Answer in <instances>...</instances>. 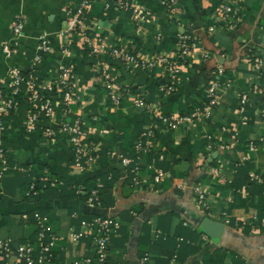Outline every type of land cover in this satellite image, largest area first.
Returning a JSON list of instances; mask_svg holds the SVG:
<instances>
[{
    "label": "crops",
    "instance_id": "1",
    "mask_svg": "<svg viewBox=\"0 0 264 264\" xmlns=\"http://www.w3.org/2000/svg\"><path fill=\"white\" fill-rule=\"evenodd\" d=\"M105 1L91 2L87 20L93 35L106 43L150 58L172 54L176 33L186 29L209 56L187 64L175 88L162 91L160 87L171 83L162 67L129 69L107 53L93 56L76 40H68L67 51H62L68 10L79 0H0V78L10 81L14 67L22 73L43 69L46 75L40 77L48 80L56 76L59 62L72 66L79 98L68 114L58 96L51 97L52 103L62 120L82 118L92 150L100 153L89 169L78 171L58 119L42 121L32 134L24 132L30 105L22 101L6 119V163L0 160V240L10 239L15 246L32 244L37 251L33 212L38 211L57 236L54 258L45 264L94 259L92 235L79 241L70 237L71 228L79 227L73 217L78 212L119 220L120 230L110 242V264H201L212 258L216 264H264V185L248 183L251 171L264 177V142L255 151L248 147L264 136V0H238V14L227 21L221 20L220 10L230 0H167L171 6L162 0H135L143 9L142 18L117 6L106 9ZM20 17L25 23L19 47L7 55L4 45L12 40L13 23ZM42 35L53 50L35 63ZM256 55L263 59L260 68L254 64ZM219 67L224 73L219 77L218 101L200 120L174 130L161 123L154 126L149 111L134 103V96L144 92L150 107L160 114L191 113L206 103V90L218 77ZM106 74L129 92L117 104L105 86ZM245 92L249 100L241 113ZM45 125L53 129V138L43 135ZM139 137L150 148L139 154L144 185H135L120 161L131 155ZM216 166L219 175L212 172ZM157 169L165 171L159 183L154 182ZM46 170L79 183L103 174L108 176L107 186L93 204L53 189L31 197L27 194L31 180ZM196 186L206 191L207 208L198 204ZM180 237L188 242L181 248L175 241ZM10 264L28 263L12 255Z\"/></svg>",
    "mask_w": 264,
    "mask_h": 264
},
{
    "label": "built area",
    "instance_id": "2",
    "mask_svg": "<svg viewBox=\"0 0 264 264\" xmlns=\"http://www.w3.org/2000/svg\"><path fill=\"white\" fill-rule=\"evenodd\" d=\"M94 0H79L76 7L68 10V18L66 27L62 29V34L67 38L64 43L62 51H67L68 42L76 40L86 47L93 56L107 53L113 58L124 63L129 69L143 68L151 70L156 67H162L168 74L171 83L160 87L162 91L173 90L174 84L178 82L179 77L185 71L186 64L195 61L196 59H205L209 53L203 51L199 39L190 31L184 29L176 33V48L172 54H159L153 57H144L138 55L133 49L123 47L119 44L110 45L106 43L101 37L93 35L92 28L87 20L88 9L91 2ZM238 0H230L229 3L224 4L220 10V17L222 21H227L228 18L235 17L238 14L236 2ZM162 4L171 6L170 1L162 0ZM119 7L121 9L129 10L135 17H144L142 7L135 2V0H106L105 8ZM24 20L20 17L13 23L12 40L4 45V51L7 55H11L19 47V37L22 35ZM69 40V41H68ZM53 45L46 39L44 35L40 37L37 45V53L34 55V62L40 63L43 61L44 55L52 52ZM263 59L260 55L254 57V64L256 68L262 66ZM224 73V68L219 67L218 77L214 79L206 90V103L203 107H198L188 114H160L148 104L144 92H140L134 96V103L138 107L146 108L152 115L154 126L163 124L169 129H177L187 123L200 120L203 112L206 109L216 105L218 101V89L221 85L219 77ZM10 81H5L0 78V160L6 163V147L4 145V136L7 128V118L14 113L22 101H27L30 105L29 115L24 124V132L32 134L40 128L42 121L57 120L58 110L52 103V99L47 93H55L54 96L59 97L63 105V111L68 114L71 111V103L79 98L76 94V75L74 68L65 62H59L57 65V74L54 78L48 80L42 79L34 71L28 75H24L17 68L10 69ZM104 83L110 95V99L114 103H119L120 97L129 92L114 81L108 74L104 76ZM249 100V93L245 92L240 98V111L245 113L247 103ZM61 128L67 133V141L73 152V166L78 171H85L91 167L100 158V153L92 150V142L89 140V133L83 125V120L80 116L72 119H61ZM43 135L48 138L54 137V131L50 125H45L41 128ZM260 142H264V136L253 139L248 143V147L255 151L258 149ZM137 156L123 155L120 161L127 167L128 173L132 177L135 185H144L140 177L141 162L139 158L140 153L149 151V146L145 143L142 137H139L134 145ZM113 154V153H112ZM160 158L163 156L159 155ZM212 172L219 175V167H212ZM165 176L163 169H157L154 175V182L159 183ZM250 179L253 182L264 185V177L257 171H251ZM40 180L45 181V187H59L64 185V179L46 173L40 175ZM101 181L97 182V187L90 191L87 201L91 204L99 201V193L103 187ZM197 193L198 204L202 208L208 207L207 193L200 186L195 187ZM83 187L77 189V193H84ZM31 197L38 195L36 188V179L30 182V188L27 192ZM24 217H28L25 214ZM33 217L38 228L39 249L36 251L32 244L13 245L12 241L0 240V257L2 264H10V257L12 255L23 258L28 264H45L52 261L54 258V246L56 244L57 236L51 231L46 216L40 212H33ZM73 217L78 221V228H71L70 237L73 241H79L86 235H92L95 243L96 256L94 259L87 258L77 260L73 264H110V242L112 238L118 234L121 224L116 217L110 215H94L90 217L81 216L80 213L74 212ZM229 222V220H228ZM264 223V218L262 219ZM245 222L242 223V226ZM183 241V237L179 238ZM148 259L147 256L144 258ZM95 262V263H93Z\"/></svg>",
    "mask_w": 264,
    "mask_h": 264
},
{
    "label": "trees",
    "instance_id": "3",
    "mask_svg": "<svg viewBox=\"0 0 264 264\" xmlns=\"http://www.w3.org/2000/svg\"><path fill=\"white\" fill-rule=\"evenodd\" d=\"M175 41H176V36H175ZM87 49V48H86ZM88 50V49H87ZM89 51V50H88ZM189 64V63H188ZM187 65V64H186ZM45 70H43V69H39V70H37V71H34L35 72V74H37V75H39V76H42L43 74H45L46 75V73L44 72ZM30 73V72H29ZM29 73H23L24 75H28ZM50 95V96H54L55 95V93H47V95ZM13 114V113H12ZM12 114L10 115V116H12ZM58 120H59V122L61 123V117L59 116L58 117ZM8 121V120H7ZM135 145V144H134ZM134 145L130 148V150H129V153H131V155H133V154H135L136 153V151H135V149H134ZM102 153V152H101ZM158 157H159V155H158ZM49 171V170H48ZM50 172V175H54L53 173H51V171H49ZM63 179V178H62ZM107 179H108V176H104L103 174H101V175H94V176H91V177H89L87 180H85L83 183H79L78 181H70V180H66V179H64V185H60L59 187H55V188H52V187H48V185H47V187H45L44 185H45V181H42V180H40V178H36V188H37V190H38V195H36L35 196V198H39L41 195H42V193L44 192V191H48V190H51V189H53V190H56V191H58L60 194H62V195H66V196H76V197H79V198H81V199H83L84 201H87V199H88V197H89V195H90V191L92 190V189H94V188H96L97 187V182L99 181V180H101V182L103 183V187L101 188V190L100 191H102L103 190V188L105 187V186H107ZM248 183H251V182H253V181H251V179H250V176H248ZM251 181V182H250ZM79 187H83V189H84V193H77V189L79 188ZM46 191V192H47ZM100 194V193H99ZM95 215H100V214H95ZM92 216H94V215H92ZM35 221V220H34ZM185 224H188V222H186L185 221ZM176 241V243L177 244H179V246H177V247H179V248H181L182 246H184L186 243H188V242H186V241H179L178 239H176L175 240ZM200 249V246L199 247H197V249L196 250H199ZM212 252V251H211ZM179 260V257L177 258V261ZM193 264H196V263H193ZM201 264H216L215 263V260L212 258V259H210V260H208V259H206V261H204L203 263H201Z\"/></svg>",
    "mask_w": 264,
    "mask_h": 264
},
{
    "label": "water",
    "instance_id": "4",
    "mask_svg": "<svg viewBox=\"0 0 264 264\" xmlns=\"http://www.w3.org/2000/svg\"><path fill=\"white\" fill-rule=\"evenodd\" d=\"M220 227H221V228H222V227L224 228V225L220 224Z\"/></svg>",
    "mask_w": 264,
    "mask_h": 264
}]
</instances>
